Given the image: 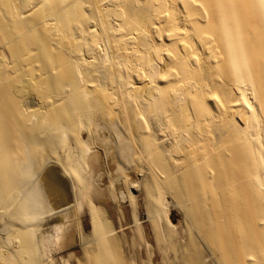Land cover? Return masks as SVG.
Masks as SVG:
<instances>
[{
    "label": "bare ground",
    "instance_id": "bare-ground-1",
    "mask_svg": "<svg viewBox=\"0 0 264 264\" xmlns=\"http://www.w3.org/2000/svg\"><path fill=\"white\" fill-rule=\"evenodd\" d=\"M135 229L264 264V0H0V264H117Z\"/></svg>",
    "mask_w": 264,
    "mask_h": 264
},
{
    "label": "rangeland",
    "instance_id": "rangeland-1",
    "mask_svg": "<svg viewBox=\"0 0 264 264\" xmlns=\"http://www.w3.org/2000/svg\"><path fill=\"white\" fill-rule=\"evenodd\" d=\"M112 189L115 191V187H113ZM135 194H136V192H135ZM134 198H136V197H134ZM136 200L135 199H133V200L126 199L124 204L128 207V209L132 210L135 206H137L136 205V203H137ZM134 210H135V208H134ZM143 216H145V212H143ZM177 216L178 215H176V213H174V215L172 217L173 223H177L178 222V217ZM88 223L89 224L87 225V228H85V230H89L91 228V222H88ZM167 229L170 230V226L166 223V221H163L160 224V229H159L160 232H161V235L163 233L165 234V232L168 231ZM169 233H171V230L168 231V233H166L165 235L167 236ZM166 243L168 244V241ZM121 246H124V247H121ZM130 247H133L135 250L133 248L131 249ZM130 247L127 246V245L119 244L117 242L112 244L113 253H115V257H116V259L118 261L117 264H153V263H155V264H167V262H165V260L161 261L160 258L157 261L154 262L152 251L149 249V247H147L145 239H144L143 234L141 233V231H139L137 229H135L132 232V244H131ZM115 248H116V250H115ZM162 250L159 249V251L162 253V256L164 255V257H166V258L174 256V252L173 251H169V249H168V251H167V249H162ZM132 251H133L134 254L132 253ZM134 251L136 252L137 255H135ZM81 256H82V253H81ZM81 260H82V264L83 263L86 264L84 259L81 258Z\"/></svg>",
    "mask_w": 264,
    "mask_h": 264
}]
</instances>
